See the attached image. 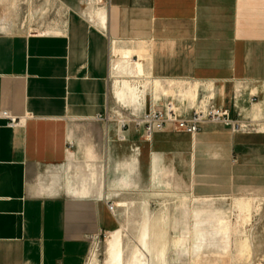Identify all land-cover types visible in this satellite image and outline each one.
I'll use <instances>...</instances> for the list:
<instances>
[{
    "label": "crops",
    "instance_id": "obj_1",
    "mask_svg": "<svg viewBox=\"0 0 264 264\" xmlns=\"http://www.w3.org/2000/svg\"><path fill=\"white\" fill-rule=\"evenodd\" d=\"M49 1L60 20L26 29L0 0V115L20 121L0 119V264H85L109 203L264 194V133L128 122L168 103L264 120V0Z\"/></svg>",
    "mask_w": 264,
    "mask_h": 264
},
{
    "label": "rangeland",
    "instance_id": "obj_2",
    "mask_svg": "<svg viewBox=\"0 0 264 264\" xmlns=\"http://www.w3.org/2000/svg\"><path fill=\"white\" fill-rule=\"evenodd\" d=\"M4 1L18 4L26 29L58 21L64 10L49 0ZM113 215L122 232L119 257L108 251L115 232L103 233L85 264H264V194L253 190L209 201L140 196Z\"/></svg>",
    "mask_w": 264,
    "mask_h": 264
},
{
    "label": "built area",
    "instance_id": "obj_3",
    "mask_svg": "<svg viewBox=\"0 0 264 264\" xmlns=\"http://www.w3.org/2000/svg\"><path fill=\"white\" fill-rule=\"evenodd\" d=\"M0 119L7 120L10 127H14L20 123V121L17 122L5 112L1 113ZM100 119L110 121L108 116L101 117ZM128 122L133 123L136 128H143L146 137L149 139L155 133L162 132L167 127L193 136L200 132L204 125L227 127L235 133H247L251 131L264 133V120L258 123L239 122L237 119H232L227 111L213 106L196 109L191 115L183 118L177 115L175 107L171 103H168L163 109L147 110L140 117L131 116ZM120 123L123 127L126 126L125 120ZM108 209L112 214L115 213V206L111 203L108 204Z\"/></svg>",
    "mask_w": 264,
    "mask_h": 264
},
{
    "label": "bare ground",
    "instance_id": "obj_4",
    "mask_svg": "<svg viewBox=\"0 0 264 264\" xmlns=\"http://www.w3.org/2000/svg\"><path fill=\"white\" fill-rule=\"evenodd\" d=\"M113 54L116 59L123 57V55H127V57L131 55L130 53L123 54L116 49L113 51ZM113 239L114 240L110 246V249L108 250L109 255L112 258H118L120 255V250L122 248V232L120 230L115 231Z\"/></svg>",
    "mask_w": 264,
    "mask_h": 264
}]
</instances>
